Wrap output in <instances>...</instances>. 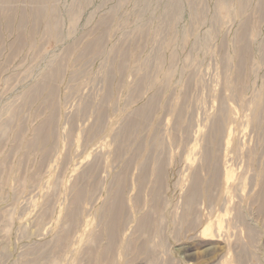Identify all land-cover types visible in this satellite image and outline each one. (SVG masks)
Returning <instances> with one entry per match:
<instances>
[{
    "label": "rangeland",
    "instance_id": "obj_1",
    "mask_svg": "<svg viewBox=\"0 0 264 264\" xmlns=\"http://www.w3.org/2000/svg\"><path fill=\"white\" fill-rule=\"evenodd\" d=\"M0 264H264V0H0Z\"/></svg>",
    "mask_w": 264,
    "mask_h": 264
},
{
    "label": "bare ground",
    "instance_id": "obj_2",
    "mask_svg": "<svg viewBox=\"0 0 264 264\" xmlns=\"http://www.w3.org/2000/svg\"><path fill=\"white\" fill-rule=\"evenodd\" d=\"M119 214H120V212H119V213H117V214H115V216H114V217H115V218H117V217H116V215H119ZM207 229H208V228H207ZM204 233H205V232H204ZM209 244H210V243H209ZM212 244H213V243H212Z\"/></svg>",
    "mask_w": 264,
    "mask_h": 264
}]
</instances>
